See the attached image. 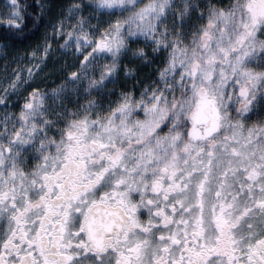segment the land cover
<instances>
[{"label": "snow or ice", "instance_id": "snow-or-ice-1", "mask_svg": "<svg viewBox=\"0 0 264 264\" xmlns=\"http://www.w3.org/2000/svg\"><path fill=\"white\" fill-rule=\"evenodd\" d=\"M0 264H264V0H0Z\"/></svg>", "mask_w": 264, "mask_h": 264}]
</instances>
